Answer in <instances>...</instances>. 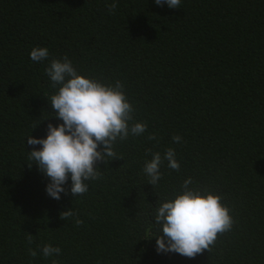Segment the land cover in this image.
<instances>
[{"label":"trees","instance_id":"16d2710c","mask_svg":"<svg viewBox=\"0 0 264 264\" xmlns=\"http://www.w3.org/2000/svg\"><path fill=\"white\" fill-rule=\"evenodd\" d=\"M112 2L0 0V264H264V0H181L179 9L116 0L110 13ZM34 47L49 58L32 61ZM65 55L87 78L119 80L147 130L114 143L122 159L100 162L86 193L73 197L69 179L56 200L49 178L28 167L42 146L27 137L62 123L45 69ZM168 148L180 168L165 160L152 186L146 149L163 157ZM189 177L221 196L232 228L195 258L158 253L155 206ZM69 209L75 215L61 219ZM45 244L61 252L45 258Z\"/></svg>","mask_w":264,"mask_h":264},{"label":"clouds","instance_id":"9594fccd","mask_svg":"<svg viewBox=\"0 0 264 264\" xmlns=\"http://www.w3.org/2000/svg\"><path fill=\"white\" fill-rule=\"evenodd\" d=\"M156 5L179 9L181 0H155ZM110 13L117 8L116 0L107 4ZM46 47H34L30 58L34 62H42L49 58ZM51 85L57 89L50 96V105L55 117L62 121L57 126L47 125L46 138L27 137L28 145H41L29 151V160L33 161L38 170L49 178L46 193L53 199L60 200L61 193L67 194L64 185L71 180L70 193L73 197L83 195L89 190L88 181L101 177L98 164L109 161L106 157L116 158L113 149L119 139L126 140L129 135L139 136L147 130V124L134 121V108L128 101L123 84L117 80L115 85L105 84L94 78L79 74L67 55L52 58L45 69ZM35 128V127H34ZM150 140L156 139L150 134ZM176 143L181 137H172ZM150 153L151 160H146L143 172L149 177L150 185L154 186L161 179V165L166 160L168 167L179 170L175 150L168 148L163 157L160 152ZM113 159V160H114ZM191 177L181 185L182 192L156 204L153 224L158 226L156 251L158 253H178L187 258H195L204 250L210 252L218 234L231 230L233 218L227 206L221 203V196L212 192H202L192 188ZM75 214L72 209L60 213V218L67 220ZM77 226L83 223L76 219ZM31 245L32 235L27 237ZM39 247V246H38ZM61 252L59 247L45 244L42 255L53 257ZM32 257L37 256L36 250L29 248ZM52 264H57L55 259Z\"/></svg>","mask_w":264,"mask_h":264}]
</instances>
